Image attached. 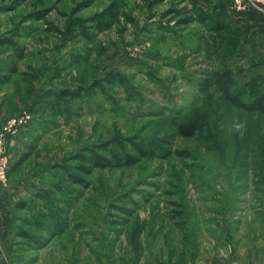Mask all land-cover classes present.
Instances as JSON below:
<instances>
[{
  "label": "rangeland",
  "instance_id": "1",
  "mask_svg": "<svg viewBox=\"0 0 264 264\" xmlns=\"http://www.w3.org/2000/svg\"><path fill=\"white\" fill-rule=\"evenodd\" d=\"M257 5L246 8L264 14V0ZM234 6L0 0V130L31 116L18 134L24 153L0 183L14 190L0 264H264V114L226 98L263 91L264 72L242 76L263 65L264 51L241 61L233 33L214 30ZM117 7L126 18L91 42L62 33L81 19L94 34ZM37 12L44 18H31ZM121 145L135 164L72 158L93 149L111 159Z\"/></svg>",
  "mask_w": 264,
  "mask_h": 264
},
{
  "label": "trees",
  "instance_id": "2",
  "mask_svg": "<svg viewBox=\"0 0 264 264\" xmlns=\"http://www.w3.org/2000/svg\"><path fill=\"white\" fill-rule=\"evenodd\" d=\"M183 10L184 8H181L179 10L171 9L170 11H168V13L169 14L177 13L178 15H180L184 12ZM31 18L41 20L44 18V12H37ZM120 18H126V15L123 11H121V7H117L116 9L108 13V15L105 16L104 18H100L95 21L93 28H95L96 32L94 34L88 33L89 27H85L84 25L85 22L84 20H81V19H74V20L71 19L67 21L65 29L62 31V33L66 38L71 37V39H73L75 38V36L79 35L83 37L85 40H87L88 42H91L94 40V36H96V34L110 30L113 27V25L119 21ZM189 19L190 18L187 19V17H185L180 22L186 23V21ZM225 22L223 19L219 21V23L216 24V26L214 27L215 28L214 30L219 32V31H222L223 29H228L229 32H232L234 35V42L238 43L239 42V30L235 28L232 29L230 26L225 24ZM230 29L232 31H230ZM5 41L9 42V40L7 39H5ZM60 94H61L60 95L61 97H68V98H75L76 96L79 95L78 92H70L67 90L66 91L64 90ZM226 98L228 102L235 107H238L240 109H243L249 112H257L260 114H264V92L261 90L256 91V93L254 94V98L251 101H246L242 99L241 96H237V95H233V96L227 95ZM177 130H178V133L184 137H192L194 135V132H193L194 126L192 125H188V126L180 125L178 126ZM131 145L133 146V150L136 151L140 156H146L149 154L148 149L144 145L135 144V143H131ZM122 148L123 146L121 145V150H122L121 154L115 153V152L111 153V156H112L111 159L100 156L99 154L95 153L93 149L86 150V152L89 154L88 156L83 155L82 152H85V151H81V153L75 154L72 158L77 161L83 162V163L84 162L93 163L94 166L99 167V168H104L108 166H115V167L131 166L135 164V162L137 161L136 157L130 155L129 153H127V151H125V149H122ZM19 160L15 161L14 165H16ZM10 164L12 165L11 162ZM11 165H9V170L11 168ZM60 167L64 170L65 173H68L65 166H60ZM72 179L75 183L79 182L78 179H75V178H72ZM124 212L126 214H129L128 210H124Z\"/></svg>",
  "mask_w": 264,
  "mask_h": 264
},
{
  "label": "crops",
  "instance_id": "3",
  "mask_svg": "<svg viewBox=\"0 0 264 264\" xmlns=\"http://www.w3.org/2000/svg\"><path fill=\"white\" fill-rule=\"evenodd\" d=\"M258 8V6H257ZM264 12V10L262 11ZM227 18V22L233 25V28L239 30V45L235 56H240V59L247 54L254 51H264V14L258 10L252 8H246L244 11L228 13L224 16ZM242 61V59H241ZM263 65H259L253 68L250 75L242 78L248 79V77L254 74L264 72ZM241 78V80H242ZM264 91V82L261 85ZM25 141L22 136H17L13 144L8 149L10 162L19 159L21 154L24 153ZM13 186H9L8 190H4L0 185V245L6 235V228H8L10 221L11 205L9 194L14 190Z\"/></svg>",
  "mask_w": 264,
  "mask_h": 264
},
{
  "label": "built area",
  "instance_id": "4",
  "mask_svg": "<svg viewBox=\"0 0 264 264\" xmlns=\"http://www.w3.org/2000/svg\"><path fill=\"white\" fill-rule=\"evenodd\" d=\"M234 7L238 11H244L246 5L251 3L257 7V0H233ZM242 3L244 7H242ZM31 116L26 111L20 115L9 119L0 130V183L6 185L7 172L9 170L10 159L8 154L9 147L13 144L17 138L19 132L27 125ZM4 185V186H5ZM230 264H236L235 262Z\"/></svg>",
  "mask_w": 264,
  "mask_h": 264
},
{
  "label": "clouds",
  "instance_id": "5",
  "mask_svg": "<svg viewBox=\"0 0 264 264\" xmlns=\"http://www.w3.org/2000/svg\"><path fill=\"white\" fill-rule=\"evenodd\" d=\"M232 126L236 131H240L244 127L242 122H238V118H234Z\"/></svg>",
  "mask_w": 264,
  "mask_h": 264
}]
</instances>
